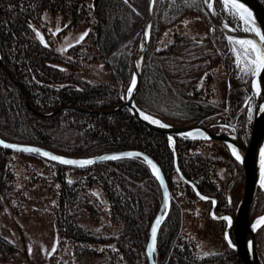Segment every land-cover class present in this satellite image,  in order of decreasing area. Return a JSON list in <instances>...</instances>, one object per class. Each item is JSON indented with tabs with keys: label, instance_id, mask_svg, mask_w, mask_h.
Returning <instances> with one entry per match:
<instances>
[{
	"label": "trees",
	"instance_id": "16d2710c",
	"mask_svg": "<svg viewBox=\"0 0 264 264\" xmlns=\"http://www.w3.org/2000/svg\"><path fill=\"white\" fill-rule=\"evenodd\" d=\"M146 6L147 0H0L1 58L29 102L0 59V136L69 157L122 149L149 153L162 167L172 193L154 251L156 264H245L224 237L226 220L212 217L213 200L202 199L178 173L166 133L150 129L126 107L112 113L58 110L68 105L110 110L123 102ZM214 8L219 19L243 30L241 18L222 0H214ZM47 13L60 17L62 30L81 31L84 38L58 49L43 23ZM189 15L203 32L182 30ZM36 27L42 28V36ZM241 68L231 40L213 24L201 0H156L136 102L174 125L229 131L228 125L235 123L246 142L252 127L249 107L231 118L228 106L234 98L226 96L229 82L241 78ZM217 83L221 94L214 92ZM175 147L181 171L202 194L217 199L215 213L234 216L245 171L228 145L176 136ZM99 191L106 199L108 225L95 230L89 222H101ZM162 198L159 180L140 157L74 167L0 145V216L7 208L36 214L48 208L59 245H69L74 257L65 259L59 250L56 264H82L94 253L101 254L104 264H149L150 227ZM185 215L194 233L186 229ZM262 215L264 190L257 186L250 218ZM205 233L221 237L222 247L199 254L196 239ZM256 238L264 262V223ZM20 259L41 264L0 228V261Z\"/></svg>",
	"mask_w": 264,
	"mask_h": 264
},
{
	"label": "water",
	"instance_id": "95a60500",
	"mask_svg": "<svg viewBox=\"0 0 264 264\" xmlns=\"http://www.w3.org/2000/svg\"><path fill=\"white\" fill-rule=\"evenodd\" d=\"M201 1L213 24L218 28H220L226 34V36L234 44L236 50H237L236 48L237 44L235 43L236 40H255L259 42V37L255 34V32L250 30L253 27V23L251 21H246L245 19H242L239 12H237L235 8L231 7L230 3L226 4L225 0H222L226 5L230 6L233 9V11L237 13V15L241 18L242 22L246 25V27H244L243 30H238L231 24L227 23L224 20L219 19L216 16L215 8H214V0H201ZM238 2L243 4L249 11H251L255 22V26L259 28L262 33H264V3L261 0H238ZM155 4H156V0H147L146 12L143 15V21L141 25V36H140L139 46L136 55L133 59L132 78L130 85L126 91V95L124 97L123 102L120 105L110 110L85 109L73 105L63 106L60 107L58 110H61L63 108H71V109H77L80 111L93 112V113H112L120 110L123 107H126L136 118H138L150 129L162 133H166L168 135L170 142L173 144V150L176 156L175 158L176 168L180 176L194 187L197 194L201 198L203 197L202 199L213 200L211 215L214 218L222 219L227 217L230 219L231 221L230 224H229V219H226L227 228L225 229L224 232L225 239L229 244V246L234 248L239 253L245 264H264L257 247V238H256V232L258 228L264 223V219H262L264 218V215L261 217L260 220H255V219L251 220L250 218V212L254 200L255 190L257 186H261L264 189V186L261 183L262 172L264 170L261 168L262 153H264V71H262L260 74L253 75L252 71L250 70L249 80L246 87L247 98L243 103V106L246 105L249 101L251 103L250 112H251L252 127L249 131V137L246 142L241 140V138L238 136L237 132L235 131V128H232L230 131H213L209 126L203 124L174 125L164 121L163 119H161L160 117L154 114H151L143 110L138 106L136 102V95L141 85L142 66H143L145 52L148 48V44L150 41ZM0 59L5 69L7 70L8 74L10 75V77L20 85L23 94L28 102L27 93L25 92L21 83L18 80H16L9 72L8 68L6 67L4 61L1 58V52H0ZM134 80H135V87L133 88L132 84ZM257 84L259 85V89H257L256 87ZM38 113L41 115H51L54 112L53 113L38 112ZM145 116H148L151 119L146 120L144 119ZM152 120L159 121L160 124L166 125V127H161L159 124L152 123L151 122ZM176 136L188 137L190 139L221 140L228 145L232 155H233V149H235L236 152L239 154L241 159L238 161L243 165L245 171V187H244L243 196L238 203L234 216L229 214L219 215V216L216 215L214 210L215 207L217 206V199L202 194L198 186L181 171L178 165L177 152L175 147ZM0 141H3L5 144L8 145L15 146V147H5V148H10L14 150L20 149L18 151H23V152H29V151H24L22 149H29V148L39 149L40 151L35 153L42 155V153L46 152L66 160H75V161L92 160L94 161V163H97L105 160H109V161L116 160V159H105V157L115 156L118 157L117 159L140 157L149 164L152 171H153L152 165L154 164L156 168L159 170V177L154 172L153 173L159 180L162 189L163 198H162L161 207L150 227V236L146 251L149 259V264H156L154 259V251L157 245L159 230L166 216L168 215L169 209L171 207L172 193L168 185L167 177L162 167L153 156L140 149H122V150L104 152L90 157H69L54 152L40 145L11 142L3 139L1 136H0ZM233 156L236 158L235 155ZM54 161L61 163L58 160H54ZM149 161H151V163H149ZM94 163L87 164L85 166H89ZM66 165L81 167L79 165H73V164H66ZM157 221H159V224L157 223ZM153 228L156 229L155 245H153V239H152ZM230 229L232 230L234 239L231 237Z\"/></svg>",
	"mask_w": 264,
	"mask_h": 264
},
{
	"label": "rangeland",
	"instance_id": "374dc122",
	"mask_svg": "<svg viewBox=\"0 0 264 264\" xmlns=\"http://www.w3.org/2000/svg\"><path fill=\"white\" fill-rule=\"evenodd\" d=\"M225 6L233 11V9L230 6L226 4ZM233 12L236 13L235 11ZM196 22L197 21L195 20V17L189 15L184 20L182 30L191 33L203 32L204 28L196 25ZM43 23L49 32L50 38L53 40L55 46L58 49L64 50L70 44L81 39V34H82L81 31H75L72 29L62 30L64 25L58 15L55 14L52 15L47 13L43 17ZM243 25L244 27H246L244 23ZM35 30L39 36H42L44 34L41 27H36ZM172 30L174 31L179 29L173 28ZM232 45L235 54L237 56L238 51L235 49L233 43ZM237 60L242 65L241 78L230 81L228 88L226 89L227 99H229L232 95L235 97L233 101H229V106H228L231 118L236 117L246 105H248L249 110L251 109L250 101L243 106V103L247 98V94L244 95V97L242 98L243 100L241 99L239 101L238 99L240 85L244 84V86H247L248 81H246V79L247 76L250 75V65L248 64L246 59L243 58L238 59L237 57ZM214 92L218 94L222 93L221 84L219 85L217 83ZM228 126H229V131L232 128H235L236 131L235 123L229 124ZM98 196L100 198V203L104 208L101 213L100 223L95 224L93 222H89L90 227L95 230H101L108 225V220L106 217L107 211L105 209L106 199L101 191L98 192ZM261 217L254 219L260 220ZM185 227L190 233H194L196 231L193 225L191 224L190 217L188 215H185ZM0 228L7 236V238H9L11 241H13L16 244L19 250L25 249L31 257L38 260L41 264H56L57 263L56 255L60 253L59 250H61V253L65 257V259H67L68 257L71 258L73 257L72 248L69 245H65L63 247L59 245L57 239L56 227L53 218L48 213V208H41L40 214H36L34 211L32 212L30 210H24L19 213H16L11 209L7 208L0 216ZM230 231L232 230L230 229ZM198 237L199 239H196L197 241L196 243L198 246L199 254H206L209 252L216 251L219 248H221L223 245V240L221 239V237L218 236H213L205 233V234H201ZM0 264H28V263L25 260L20 259L16 263L15 262L8 263V262L0 261ZM31 264H37V263L34 261V263L31 262ZM82 264H104V262L101 259L100 253H94L92 254V256L90 255L85 256Z\"/></svg>",
	"mask_w": 264,
	"mask_h": 264
},
{
	"label": "snow or ice",
	"instance_id": "6c2138e0",
	"mask_svg": "<svg viewBox=\"0 0 264 264\" xmlns=\"http://www.w3.org/2000/svg\"><path fill=\"white\" fill-rule=\"evenodd\" d=\"M226 4L230 3L231 7L235 8L237 12L241 15L242 19H245L246 21H251L253 23V27L250 29L251 31L255 32V34L259 37V42L255 40H236L235 43L240 46V51L237 52L238 59L243 57L247 60L248 64L250 65V70L252 71L253 75L260 74L262 71H264V33L261 32L259 28L255 26V22L252 16L251 11H249L243 4L239 3L238 0H225ZM84 35H87L85 33ZM84 37L81 36V40ZM133 88L135 87V80L132 84ZM257 89H259V85H256ZM131 91V89H130ZM144 119L150 120L151 118L148 116H145ZM152 123L159 124L161 127H166V125L160 124L159 121L152 120ZM0 145H3L4 147H15L13 145L5 144L3 141H0ZM20 150V149H18ZM24 151L29 152H39V149H22ZM42 155L49 157L52 160H58L61 163L64 164H73V165H79L81 167L94 163L92 160H86V161H75V160H66L61 157H57L54 155H51L49 153H42ZM131 155V154H130ZM233 155L236 156L237 160H240L241 157L236 152L235 149H233ZM118 157H105V159H117ZM151 163V161H149ZM153 172L159 177V170L156 168V166L152 165ZM261 168L264 169V153H262V159H261ZM262 177H264V172H262ZM262 184H264V179L261 181ZM203 198V197H202ZM224 219H229L225 217ZM264 219V218H262ZM159 224V221H157ZM231 223L229 219V224ZM155 238H156V229L153 228L152 231V239H153V245H155Z\"/></svg>",
	"mask_w": 264,
	"mask_h": 264
},
{
	"label": "crops",
	"instance_id": "0c3cea01",
	"mask_svg": "<svg viewBox=\"0 0 264 264\" xmlns=\"http://www.w3.org/2000/svg\"><path fill=\"white\" fill-rule=\"evenodd\" d=\"M246 87L247 86H244V84L243 85H240V91H239V97H240V100L244 97V95H246L247 94V91H246ZM243 100V99H242Z\"/></svg>",
	"mask_w": 264,
	"mask_h": 264
},
{
	"label": "bare ground",
	"instance_id": "6f19581e",
	"mask_svg": "<svg viewBox=\"0 0 264 264\" xmlns=\"http://www.w3.org/2000/svg\"><path fill=\"white\" fill-rule=\"evenodd\" d=\"M236 48H237V51H240V46L238 44L236 45ZM241 58H243V57H241ZM243 59H245V58H243ZM263 172H264V170H263ZM262 179H264V177H261V181H262ZM263 186H264V184H263Z\"/></svg>",
	"mask_w": 264,
	"mask_h": 264
},
{
	"label": "flooded vegetation",
	"instance_id": "af4514ba",
	"mask_svg": "<svg viewBox=\"0 0 264 264\" xmlns=\"http://www.w3.org/2000/svg\"><path fill=\"white\" fill-rule=\"evenodd\" d=\"M231 98H235V97L233 96V97H231ZM231 100H232V99H231ZM231 100H230V101H231Z\"/></svg>",
	"mask_w": 264,
	"mask_h": 264
}]
</instances>
